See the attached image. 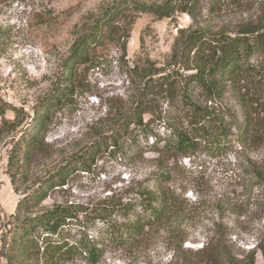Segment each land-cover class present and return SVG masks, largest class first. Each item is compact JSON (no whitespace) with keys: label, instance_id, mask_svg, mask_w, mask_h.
<instances>
[{"label":"rangeland","instance_id":"obj_1","mask_svg":"<svg viewBox=\"0 0 264 264\" xmlns=\"http://www.w3.org/2000/svg\"><path fill=\"white\" fill-rule=\"evenodd\" d=\"M117 0H0V94L9 103L32 115V107L63 82L65 64L75 39L95 17ZM161 3L164 0H140ZM197 18L214 30L234 31L257 18L264 0H201ZM195 20L186 13L159 18L139 14L128 35L120 34L94 52L77 72V102L54 107L53 123L46 133L52 161L79 154L100 136L108 134L137 104L141 97L148 110L144 119L153 126L161 123L185 125L187 109L165 86L148 87L146 72H182L174 57L177 38ZM75 72V71H74ZM186 72V71H185ZM154 76H158L157 74ZM75 78V73L73 75ZM61 86L64 84L60 83ZM205 104L203 95L195 97ZM229 122H241L242 108L232 89L214 104ZM255 132L239 133L225 153L201 146L187 156L171 157L146 151L132 157L123 151L97 156L91 171L76 170L66 186L52 191L46 206H75L78 216L99 206L102 199L132 196L143 187L154 188L161 174L182 203L167 224L152 232L143 244H108L98 264H176L185 256L215 243L220 236L239 257L257 249L264 237V179L254 170L264 168V92L258 106ZM8 116L13 114L8 112ZM26 121V120H25ZM160 124V123H159ZM160 134L167 131L158 126ZM239 139V140H238ZM243 140V141H241ZM5 147L0 152V234L22 197L14 191L6 171ZM85 208V209H84ZM178 212V211H177ZM174 228L183 231L184 252H176L169 238ZM1 246V241H0ZM190 253V254H189ZM5 264V261H3ZM65 264H89L76 257ZM256 264H264L259 250Z\"/></svg>","mask_w":264,"mask_h":264},{"label":"trees","instance_id":"obj_2","mask_svg":"<svg viewBox=\"0 0 264 264\" xmlns=\"http://www.w3.org/2000/svg\"><path fill=\"white\" fill-rule=\"evenodd\" d=\"M218 1L221 0H212ZM200 3L201 0H117L75 39L63 82L31 108L32 115L0 94V152L5 147L6 171L14 191L22 194L0 234V264H65L76 257L98 264L108 244H143L154 230L167 224L174 212H181L182 203L168 186L167 174L158 176L154 188L143 187L128 198L111 195L92 210L84 208L82 218L73 205L44 204L52 191L66 186L76 170L91 171L97 156L123 151L135 158L154 151L178 157L190 155L201 146L210 152L225 153L234 143V131L236 137L242 134L244 141L246 134L255 132L264 92V6L257 18L230 31L214 30L198 22ZM142 13L159 18L186 13L195 20L190 28L181 30L175 46V61L184 73L157 74L149 70L145 74L149 78L147 89L165 86L170 98L176 97L187 109L185 125L176 127L159 121L158 126L167 131L163 136L152 120L144 119L148 108L141 97L110 133L77 155L51 162L52 149L46 142V133L53 123L54 107L77 102L76 69L105 43L120 34L129 36ZM229 89L235 92L242 108L241 122H229L218 108L207 104L220 103ZM197 95H203L204 105L195 100ZM254 175L264 179V168L254 170ZM169 238L176 252H184L185 237L180 228H174ZM257 250L264 259V237L256 250L239 257L220 236L215 243L192 251L176 264H256Z\"/></svg>","mask_w":264,"mask_h":264}]
</instances>
